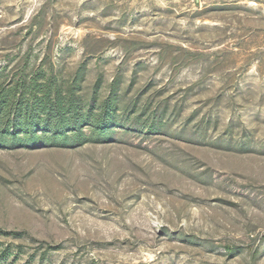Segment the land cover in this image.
<instances>
[{
  "label": "rangeland",
  "instance_id": "obj_1",
  "mask_svg": "<svg viewBox=\"0 0 264 264\" xmlns=\"http://www.w3.org/2000/svg\"><path fill=\"white\" fill-rule=\"evenodd\" d=\"M32 81L0 264H264V0H0V88Z\"/></svg>",
  "mask_w": 264,
  "mask_h": 264
},
{
  "label": "trees",
  "instance_id": "obj_2",
  "mask_svg": "<svg viewBox=\"0 0 264 264\" xmlns=\"http://www.w3.org/2000/svg\"><path fill=\"white\" fill-rule=\"evenodd\" d=\"M19 84L20 83H16L15 85L9 86L7 88H0V121L5 118H11L13 116L16 121L22 122L24 124V127L29 128L31 126L30 122L32 120L31 117L33 111L35 112L36 106H40L41 104L36 102V100L34 99V91L37 89L38 86L36 83H34V81L29 83L28 85L22 84V86H20ZM19 88H22L23 90L27 91V93H29L30 98L33 102H35L32 106L26 105L21 108L17 103H15L14 100H12V98L14 99L16 93H18ZM57 106L59 113L62 112V110H65L64 108H61L62 105L59 102L57 103ZM27 134L28 132L26 133V136H28ZM13 135H16V133ZM7 136H9V131L7 128L3 131H0V144L5 140Z\"/></svg>",
  "mask_w": 264,
  "mask_h": 264
}]
</instances>
